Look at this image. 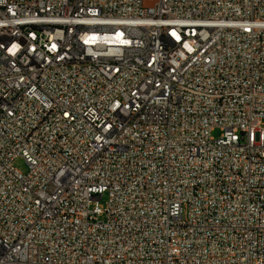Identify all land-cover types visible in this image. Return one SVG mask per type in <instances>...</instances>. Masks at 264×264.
Returning a JSON list of instances; mask_svg holds the SVG:
<instances>
[{
  "label": "built area",
  "instance_id": "built-area-1",
  "mask_svg": "<svg viewBox=\"0 0 264 264\" xmlns=\"http://www.w3.org/2000/svg\"><path fill=\"white\" fill-rule=\"evenodd\" d=\"M263 118L264 0H0V264H264Z\"/></svg>",
  "mask_w": 264,
  "mask_h": 264
},
{
  "label": "rangeland",
  "instance_id": "rangeland-1",
  "mask_svg": "<svg viewBox=\"0 0 264 264\" xmlns=\"http://www.w3.org/2000/svg\"><path fill=\"white\" fill-rule=\"evenodd\" d=\"M261 122H262V127H264V118L262 119ZM218 134H219V131L217 129L212 131L213 136L216 137L218 136ZM12 166L21 173H24L27 170V165L22 157H16L12 162ZM105 200H106V196L103 195L102 198L99 200V203L104 206Z\"/></svg>",
  "mask_w": 264,
  "mask_h": 264
}]
</instances>
